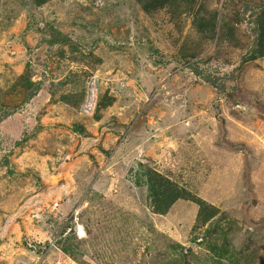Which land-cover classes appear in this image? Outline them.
I'll return each instance as SVG.
<instances>
[{"label": "rangeland", "instance_id": "374dc122", "mask_svg": "<svg viewBox=\"0 0 264 264\" xmlns=\"http://www.w3.org/2000/svg\"><path fill=\"white\" fill-rule=\"evenodd\" d=\"M25 1L0 0V264H264V59L222 91L186 69L238 67L264 0H211L233 42L133 0ZM145 168L215 218L152 214Z\"/></svg>", "mask_w": 264, "mask_h": 264}, {"label": "trees", "instance_id": "16d2710c", "mask_svg": "<svg viewBox=\"0 0 264 264\" xmlns=\"http://www.w3.org/2000/svg\"><path fill=\"white\" fill-rule=\"evenodd\" d=\"M49 1L50 0H31L29 2L25 1L24 5L29 4L31 7L39 8ZM133 1L145 14L148 15L163 10L168 15L169 21L175 25H179L178 23L181 16H191L193 27L198 31L199 34L207 36L210 41L213 39L216 28L219 26L221 27V39L227 42L234 41V32L230 30L226 24H223L220 19H218V10L209 8L208 5L210 4L211 0ZM247 10H249V6L245 5L244 12ZM257 10L258 12L254 13L255 19L251 21V23H253L255 26L251 45L246 51L244 57L239 61L238 67L232 69V71L228 74L219 77L212 75L200 69L196 64H193L186 68L189 70L192 76H194L206 86L222 91L224 88V83L235 81L236 74L243 64L264 59V8L261 6ZM59 42L62 43L66 41L60 40ZM39 89L40 87L38 84L34 85L32 91L29 94L30 97L34 96ZM0 111L3 113V109H0ZM3 116L4 117L0 119V122L9 115L4 114ZM138 178H143L145 180L148 207L150 208L151 213L156 216H165L170 211L172 206L180 200L194 203L198 207L196 220L198 226L195 227L196 229L204 227L213 218H215L217 214V211L213 206L194 196L186 189L179 187L167 176L162 175L153 169L145 168L140 173V175H138ZM68 249L69 247L67 248L66 246L63 248L65 252H69Z\"/></svg>", "mask_w": 264, "mask_h": 264}, {"label": "built area", "instance_id": "2783aa9c", "mask_svg": "<svg viewBox=\"0 0 264 264\" xmlns=\"http://www.w3.org/2000/svg\"><path fill=\"white\" fill-rule=\"evenodd\" d=\"M85 106H88V104L86 103ZM83 110L85 111V108ZM56 206H57V204H54L53 208L56 207Z\"/></svg>", "mask_w": 264, "mask_h": 264}, {"label": "clouds", "instance_id": "9594fccd", "mask_svg": "<svg viewBox=\"0 0 264 264\" xmlns=\"http://www.w3.org/2000/svg\"><path fill=\"white\" fill-rule=\"evenodd\" d=\"M86 103H91V109L93 108V104H92V102H86ZM86 103H85V104H86Z\"/></svg>", "mask_w": 264, "mask_h": 264}]
</instances>
